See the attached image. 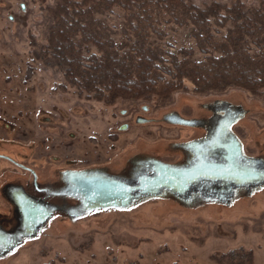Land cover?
I'll return each instance as SVG.
<instances>
[{
	"label": "rangeland",
	"instance_id": "374dc122",
	"mask_svg": "<svg viewBox=\"0 0 264 264\" xmlns=\"http://www.w3.org/2000/svg\"><path fill=\"white\" fill-rule=\"evenodd\" d=\"M57 2L0 0V206L16 172L48 181L62 172L66 187L55 194L77 202L63 204L66 214L23 204L19 233L7 234L8 246L0 240V264H264V93H194L186 82L166 99L106 106L78 98L74 87L60 88L56 66L33 57ZM123 15L118 7L96 15L115 41ZM164 29L154 43L203 59L191 26ZM228 139L231 161L219 152ZM89 183L132 199L86 200Z\"/></svg>",
	"mask_w": 264,
	"mask_h": 264
},
{
	"label": "trees",
	"instance_id": "16d2710c",
	"mask_svg": "<svg viewBox=\"0 0 264 264\" xmlns=\"http://www.w3.org/2000/svg\"><path fill=\"white\" fill-rule=\"evenodd\" d=\"M115 7L124 11L118 41L96 17ZM50 14L46 43L33 57L56 66L63 77L60 88L74 87L78 98L106 106L150 96L166 99L186 90V82L194 93L231 88L264 93V0L202 6L185 0H58ZM169 25L191 26L203 59L170 53L152 41L162 40ZM221 29L225 33L218 38Z\"/></svg>",
	"mask_w": 264,
	"mask_h": 264
},
{
	"label": "flooded vegetation",
	"instance_id": "af4514ba",
	"mask_svg": "<svg viewBox=\"0 0 264 264\" xmlns=\"http://www.w3.org/2000/svg\"><path fill=\"white\" fill-rule=\"evenodd\" d=\"M176 117L169 118L170 121H175ZM229 149L226 152L231 156L230 149H233V146H229V144H225ZM17 175H14L11 179L4 181V190L6 188H12L13 191H10V198L4 197L7 201L4 205L0 206V240L5 243V246L10 245L11 240L8 238L9 233H19L20 225L22 224L19 219L18 211L21 210L20 207L24 206L30 207L32 203L35 208H47L49 205L54 207L56 212L61 211L65 212L64 205L68 204H76V200L72 197L63 196L58 193L63 186L66 187L63 180V174H54L55 177L52 178L51 181L39 179L37 180L35 172H31L34 177L28 176L26 173L16 172ZM30 177V181L28 178ZM72 176H70L71 178ZM25 182L28 183L25 184ZM26 204V205H25ZM64 204V205H63ZM4 246V247H5ZM0 252L1 254H5L7 251Z\"/></svg>",
	"mask_w": 264,
	"mask_h": 264
},
{
	"label": "water",
	"instance_id": "95a60500",
	"mask_svg": "<svg viewBox=\"0 0 264 264\" xmlns=\"http://www.w3.org/2000/svg\"><path fill=\"white\" fill-rule=\"evenodd\" d=\"M179 121V120H178ZM173 122H177V121H173ZM229 141L228 142H225L224 143V145L222 146L221 145V149H219L220 151V154L222 155V157L224 158V156H223V154L224 155H227L228 153L227 152H225V150H228L229 148L228 147H226V143L227 144H229V146H233V149H230V153H231V155H232V151L234 150V145L233 144H231V142H230V139H228ZM216 149H217V147H214V148H212V150L211 151H216ZM215 155V154H214ZM225 160H227L226 158H224ZM229 161H230V158H229ZM153 164H157V165H159V166H161V167H169V168H171V169H173V170H176V171H181L182 170V168H185L186 166H181V167H175V166H171V165H167V164H163V163H160V162H157V161H154L153 162ZM157 167V166H156ZM171 173H173V172H171ZM105 177H107L106 175H105ZM108 178V177H107ZM177 179V178H176ZM200 179V178H199ZM198 179V177H195L194 178V180H199ZM187 182V181H186ZM90 187H92L93 189H91V190H88V186H86V187H83L84 188V190L82 191L81 190V196L84 198V199H90V198H93V199H97V202H99V203H101L100 205H105V204H108V205H110V204H116V202H110L111 200H113V201H117L118 199H126V200H131L132 198H131V196H132V194H130V192H128L125 196H122L121 195V193L120 192H114L113 191V189L112 188H107V189H103V188H101L100 187V185H99V183H89L88 184ZM140 185H142V183H140ZM138 188L139 187H135V189H137L138 190ZM139 191V190H138ZM140 192H142V193H145V192H143V191H140ZM162 193V192H161ZM143 195V194H142ZM138 197V196H137ZM136 197V198H137ZM110 200L109 202H107V203H103V201H105V200Z\"/></svg>",
	"mask_w": 264,
	"mask_h": 264
},
{
	"label": "crops",
	"instance_id": "0c3cea01",
	"mask_svg": "<svg viewBox=\"0 0 264 264\" xmlns=\"http://www.w3.org/2000/svg\"><path fill=\"white\" fill-rule=\"evenodd\" d=\"M235 118H236V117H235ZM230 119H231V117L228 118V121H229ZM206 120H207V122L209 121L208 119H206ZM234 120H235V119H234ZM211 124H212V123H210V124L207 123L208 126H205V131H207L208 129H210ZM206 133H207V132H206ZM182 152H183V151H182ZM183 154L185 155V152H183ZM155 160H156V159H155ZM186 160H187L186 157L184 158V160H182V162H183L184 165H185V161H186Z\"/></svg>",
	"mask_w": 264,
	"mask_h": 264
},
{
	"label": "bare ground",
	"instance_id": "6f19581e",
	"mask_svg": "<svg viewBox=\"0 0 264 264\" xmlns=\"http://www.w3.org/2000/svg\"><path fill=\"white\" fill-rule=\"evenodd\" d=\"M225 152H226V150H225ZM223 156H224V158L227 159L226 161H229V158H230V161L232 160V155L230 156L229 154H227V155H224V154H223ZM153 166L156 167V165H153ZM69 190H72V189L69 188ZM83 207H84V208H87V207H88L87 203H85Z\"/></svg>",
	"mask_w": 264,
	"mask_h": 264
}]
</instances>
